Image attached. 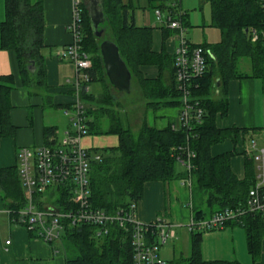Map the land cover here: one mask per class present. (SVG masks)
Segmentation results:
<instances>
[{
    "label": "trees",
    "instance_id": "1",
    "mask_svg": "<svg viewBox=\"0 0 264 264\" xmlns=\"http://www.w3.org/2000/svg\"><path fill=\"white\" fill-rule=\"evenodd\" d=\"M140 0H103L106 22L101 30L111 29L114 42L123 60L128 65L133 79L142 91L146 109L155 114L166 109H178V125L169 123L159 129L148 124L134 132L123 123L122 115L115 108L123 106L107 86L108 79L100 54L102 40L94 35L88 8L82 6L81 46L90 56L92 67L88 71L89 82L83 83L81 101L85 107L88 136L117 135L119 146L111 149L91 151L89 173V201L92 208L115 214L123 208L138 206L147 183H186L190 180V202L192 219L207 221L226 210L248 209L250 192L257 186L258 171L256 155L252 147L246 152V176L239 180L231 169V159L236 152L212 156L213 146L231 140L238 145L243 140L257 143L253 135L261 129H220L219 117L226 118L229 112L228 85L232 80L264 79V15L259 0H202L210 5L212 26L220 31L221 40L214 46L196 45L206 53L208 69L202 78L196 79L191 87L189 103L195 107L191 113L201 110L200 123L192 119L191 129L181 125L183 95L178 90L176 80L175 52L168 54L165 42L175 35L164 27L161 52L153 51V31L151 27H139L133 20V12ZM147 8L155 11L170 8V0H146ZM187 15L183 26L187 29ZM44 3L43 0H6V21L0 26V48L15 51L20 67L23 87L30 95H42L46 104L48 97L47 72L42 56L44 49ZM253 32L258 35L253 40ZM187 33V30H186ZM34 62V73L31 72ZM141 67H157L156 79H146ZM0 86V141L13 138L17 129L11 122V94L15 89L14 78H1ZM102 83L104 93L95 98L86 91L93 83ZM110 85V84H109ZM111 87V86H110ZM112 88V87H111ZM94 104V105H93ZM95 106V110H93ZM92 117L93 121H90ZM146 118V117H145ZM190 159L191 169L184 164ZM0 190L8 210L19 211L26 206L25 191L19 175V166L0 170ZM66 189H55L59 193H49L54 204L68 206ZM264 193V187L261 189ZM208 211V212H207ZM210 217L205 219V217ZM242 227L246 232L247 248L253 262L260 259L264 241V221L259 213L246 212L242 217L224 225ZM60 242L66 254V264H134V251L130 231L118 225L110 228L108 236L96 237L97 228L90 225L67 227ZM209 229L190 232L191 253L188 257L172 260L170 264H240L226 261H204L200 244ZM148 235L150 242L158 243L156 231ZM166 263V262H165ZM168 264V263H167Z\"/></svg>",
    "mask_w": 264,
    "mask_h": 264
},
{
    "label": "crops",
    "instance_id": "2",
    "mask_svg": "<svg viewBox=\"0 0 264 264\" xmlns=\"http://www.w3.org/2000/svg\"><path fill=\"white\" fill-rule=\"evenodd\" d=\"M43 3L45 27L42 56L49 87L47 95L51 102L46 104L42 95L29 94L28 90L23 87L15 51L0 48V86L1 78L7 76L14 78L15 89L11 94L13 107L11 122L17 129L13 138H4L0 141V170L15 168L18 165L20 149H37L59 143L60 137L72 132L71 121L77 102V92L74 88L76 71L71 62L60 59L59 52L73 41L67 30L72 20L73 0H43ZM137 18L136 13L133 12V20L136 24L138 23ZM5 21L6 0H0V26ZM141 26L154 29L153 51L161 52L164 43L163 32L157 27V23L155 22V27L146 24ZM177 44L174 36L165 42L168 54L172 55L175 52ZM140 71L146 79H156L159 75L157 67H141ZM92 86H99L100 90H95L93 93ZM89 92L95 98H99L104 93V86L99 82L93 83ZM228 101V116L217 119L218 128L261 129L253 135L258 139L257 143L241 139L242 141L235 145L231 140H227L211 149L214 157L235 151L236 155L231 159V169L239 180H243L246 176V152L247 155L250 153L251 143H256L258 151L264 149V79L232 80L228 85ZM146 112L147 110L142 116L140 126L146 119ZM63 118L66 124L69 121L67 126ZM154 118L155 122L159 120L161 124L167 122L166 126L162 125L159 129L167 127L169 123L178 125V109L166 108L158 112ZM90 121H93L92 117ZM86 138L83 140L84 146L91 151L115 148L120 143L117 135L92 134ZM172 185L176 186L172 187ZM182 187L189 193L188 200L190 201V190L183 182H173L168 185L161 182L147 183L144 187L143 198L137 206L138 219L142 223L150 224L159 218H164L174 227L188 226L192 220V211L189 202L182 201L187 196L186 192L181 189ZM7 211L8 208L0 190V264H66L63 247L47 245L25 228L13 224ZM209 218L205 217V219ZM179 234L177 241L180 243V248L177 255L173 253V259L170 261L188 257L191 253V233L188 238H185L184 231H180ZM7 242L10 244L7 245ZM200 252L204 261L264 264V241L260 259L254 263L248 252L246 232L238 226L230 225L224 229L205 233L200 244Z\"/></svg>",
    "mask_w": 264,
    "mask_h": 264
},
{
    "label": "built area",
    "instance_id": "3",
    "mask_svg": "<svg viewBox=\"0 0 264 264\" xmlns=\"http://www.w3.org/2000/svg\"><path fill=\"white\" fill-rule=\"evenodd\" d=\"M84 0H73L72 20L67 27L72 36V43L59 52L62 60L71 62L76 71L75 90L77 102L74 107L75 117L72 120L76 131L65 134L59 143L39 147L37 149L23 148L18 151L19 175L25 191L26 206L19 210H8L13 224L25 228L29 233L42 240L47 245L61 241L67 227L90 225L97 228L96 237L103 238L109 235L113 225L125 229L131 233L132 247L134 251V264H166L161 257V249L169 240L175 239L174 226L164 218H159L153 223H142L137 216V206L123 208L115 214L92 208L89 201V173L94 157L90 149L86 148L83 140L88 137L86 129V113L81 101L83 83L89 82L88 71L92 67L90 56L81 46L82 6ZM264 15V0H259ZM169 7L164 10L156 9L154 16L158 27H164L175 33L177 41L175 49L176 80L178 90L183 95V108L181 125L184 129H191L192 119L200 123L202 111L197 110L196 116L191 113L195 107L190 105L189 97L191 87L196 79L202 78L208 65L206 53L200 47L193 48L186 36L183 26L185 12L182 0H170ZM253 40L257 41L258 35L253 32ZM264 38V32H263ZM90 87H86L89 91ZM256 149V143L252 142ZM184 164L191 169L190 159ZM258 164V183L250 192L248 209L226 210L218 213L207 221L191 220L188 225L189 232L209 229H221L228 222H233L242 217L246 212L259 213L264 221V149L256 155ZM191 187L190 180L184 183ZM61 187L67 195L68 205L61 208L54 204L55 199L49 193H59L55 189ZM158 243H152L148 235L154 233ZM10 242H7L9 245Z\"/></svg>",
    "mask_w": 264,
    "mask_h": 264
},
{
    "label": "rangeland",
    "instance_id": "4",
    "mask_svg": "<svg viewBox=\"0 0 264 264\" xmlns=\"http://www.w3.org/2000/svg\"><path fill=\"white\" fill-rule=\"evenodd\" d=\"M85 5L88 8V5L86 2H85ZM136 5H138V7L134 10V12L136 13L138 17L137 18L138 23L136 25L139 27H142L141 25H145V24L147 26H154L156 22V20H154L155 18L154 11L147 8V1L140 0L139 2H136ZM182 6H183V10L185 14L187 15V22L189 23L186 29L187 39L197 45L214 46L215 44H218L221 40V34L219 30H217L216 28L212 26L210 5L206 2H203L202 0H182ZM101 40L102 41L114 40L111 29H108L106 30V32H104ZM107 86L109 87V90L112 92V94L115 96L116 101L123 106L122 108L116 107L115 109L119 111L120 114L122 115L121 117H122L124 125L131 126V128L135 132V129L138 128V126H140L141 124V121L143 118L142 116L145 110H147L146 101L143 97L142 91L139 88L138 83L136 81L132 83L131 94L119 93L115 89L111 88L109 83H107ZM92 87H93L92 88L93 93L95 92V90H98V91L100 90L99 86H92ZM61 115L63 114L61 113ZM155 115L156 114L152 110H148L146 112V120L148 124L152 126H156L158 128H161L162 125L166 126L167 122H164L163 124H161L159 120H156L155 122V118H154ZM74 117H75V113L73 112L72 120L74 119ZM64 122L66 124L65 119H64ZM68 123L69 121H67V124ZM71 125H72V131H76L75 127H73L72 121H71ZM63 138H64L63 136L60 137V142L63 140ZM86 139L87 138H85V140ZM176 185L178 186L179 184H176ZM176 185H172V187H175ZM181 189H183L187 195L186 196L187 198L182 196L184 197L182 201L190 202L188 200L189 193L183 187ZM174 231L177 234L175 235L176 240L175 239L169 240L167 244L161 249V257L166 262V264L167 263L170 264V262H172L170 260L173 259V253L177 255V252L180 248V243L177 241V239L180 237V234H179L180 231H184L185 238H188V236L190 235V233L188 232L187 225L185 227L175 226Z\"/></svg>",
    "mask_w": 264,
    "mask_h": 264
},
{
    "label": "water",
    "instance_id": "5",
    "mask_svg": "<svg viewBox=\"0 0 264 264\" xmlns=\"http://www.w3.org/2000/svg\"><path fill=\"white\" fill-rule=\"evenodd\" d=\"M84 1L88 5L89 19L94 35L101 40L104 30H101L100 27L106 22L103 0ZM100 54L110 86L119 93L131 94L133 76L128 65L123 60L118 46L110 40L102 41L100 44ZM30 70L34 73V62H32Z\"/></svg>",
    "mask_w": 264,
    "mask_h": 264
}]
</instances>
